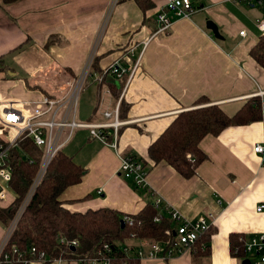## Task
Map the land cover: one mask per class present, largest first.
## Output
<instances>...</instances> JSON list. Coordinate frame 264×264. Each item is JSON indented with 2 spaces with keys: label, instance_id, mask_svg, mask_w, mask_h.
Wrapping results in <instances>:
<instances>
[{
  "label": "crops",
  "instance_id": "0c3cea01",
  "mask_svg": "<svg viewBox=\"0 0 264 264\" xmlns=\"http://www.w3.org/2000/svg\"><path fill=\"white\" fill-rule=\"evenodd\" d=\"M191 1L201 11L157 33L156 16L166 0H144V7L120 0L107 23L112 0H0V99L19 101L30 111L45 96L59 97L91 58L78 119L105 122L106 113L119 108L120 115L123 107L118 151L88 130L76 132L64 148L85 171L82 182L61 196L68 208L113 209L127 216L162 200L163 208L188 220L214 214L213 226L193 249L140 264H242L232 254L231 237L245 245L264 236V211H257L264 205V156L255 152L264 146V69L250 56L261 36L255 22L262 11L236 0ZM209 21L223 40L207 29ZM116 63L127 73L120 79L103 76ZM254 98L262 101L263 121L206 137L200 148L207 159L193 178L149 159V147L181 112L216 105L232 117ZM127 156L146 164L147 189L120 175V158Z\"/></svg>",
  "mask_w": 264,
  "mask_h": 264
},
{
  "label": "trees",
  "instance_id": "16d2710c",
  "mask_svg": "<svg viewBox=\"0 0 264 264\" xmlns=\"http://www.w3.org/2000/svg\"><path fill=\"white\" fill-rule=\"evenodd\" d=\"M16 1L18 0H5V3ZM136 1L144 7V0ZM250 56L264 69V35L259 37L250 51ZM122 115L123 107L120 116ZM261 121L263 105L260 98L248 101L232 117L216 105L181 112L149 147V159L155 165L166 163L184 178L191 179L207 159L200 148L206 137H218L229 127ZM63 150L50 163L18 222L9 248L17 246L25 259H33L31 250L36 248L45 254V264H49L55 259L92 258L108 245L112 248V264H140L137 248L144 240L154 243L169 240L174 225L164 214L160 223L155 222L160 212L154 204L137 215H127L132 219V225L126 222L124 227L122 221L126 216L113 209L72 212L67 202L61 200V196L68 188L82 182L85 171ZM41 156V151L30 139H25L19 148L12 151L9 162L13 169L12 189L17 197L9 207H0V225L4 229L13 222L25 200L40 168ZM131 240L139 242V245L129 244ZM62 241H77L79 247L74 250L63 245ZM231 250L234 256L240 259L245 257L244 241L237 235L231 237Z\"/></svg>",
  "mask_w": 264,
  "mask_h": 264
},
{
  "label": "built area",
  "instance_id": "2783aa9c",
  "mask_svg": "<svg viewBox=\"0 0 264 264\" xmlns=\"http://www.w3.org/2000/svg\"><path fill=\"white\" fill-rule=\"evenodd\" d=\"M119 1L112 0L105 23L108 22L111 12ZM236 1L262 11V16L256 20L255 25L259 33L264 35V0ZM199 11L201 9L195 7L191 0H166L165 11L158 13L156 16L158 22L157 33L169 32L177 20L190 19ZM240 36L246 37L247 32L241 31ZM92 63L93 61L90 58L82 71L62 89L59 97L45 96L30 111L24 110V104L19 101L5 102L0 99V127L9 131V134L0 135V205L2 207H9L17 197L12 189L13 169L9 162L12 151L19 148L22 141L30 139L42 153L40 168L28 194L13 222L4 233L5 237L0 244V264H45L47 262L45 254L40 253L36 248L31 250V255L34 258L25 259L23 258L24 254L17 246L10 248L8 246L21 216L41 184L50 163L72 141L76 132L88 130L93 139L115 151L119 149L118 142L121 130L125 125L120 121L119 108L114 113H106L105 118L107 120L97 124L82 122L77 116L80 97L91 76ZM139 64L138 59L130 72L131 77L136 73ZM125 73L127 71L116 63L110 66L103 76H116L120 79ZM255 152L264 156V146L257 145ZM188 158L190 159L191 155ZM120 159V175L124 179L132 181L138 188L147 189L148 169L144 162L132 156L121 157ZM102 192V190L99 191V193ZM154 207L160 212L155 218L156 223L161 222L163 219L162 213L166 211L174 226L168 241L154 243L150 240H144L140 244L137 248V257L140 261L146 259L167 261L186 250L193 249L200 238L210 231L215 222L214 214L199 216L194 221L185 219L177 211L163 208L162 200H157ZM257 211L263 212L264 205L260 206ZM124 222H129L132 225L130 217H124ZM62 244L74 250L79 247L77 241H62ZM111 249L110 246L106 245L92 258L55 259L49 263L112 264ZM263 252L264 236L253 237L245 244V257L242 258V261L248 259L252 264H264Z\"/></svg>",
  "mask_w": 264,
  "mask_h": 264
},
{
  "label": "water",
  "instance_id": "95a60500",
  "mask_svg": "<svg viewBox=\"0 0 264 264\" xmlns=\"http://www.w3.org/2000/svg\"><path fill=\"white\" fill-rule=\"evenodd\" d=\"M207 29L213 33V35L216 39L223 40V37H222L220 30H219V27L217 26L216 23H214L213 21H209L207 23ZM124 226H125V222L122 221V227H124ZM242 264H252V262L250 260L246 259V260L242 261Z\"/></svg>",
  "mask_w": 264,
  "mask_h": 264
},
{
  "label": "rangeland",
  "instance_id": "374dc122",
  "mask_svg": "<svg viewBox=\"0 0 264 264\" xmlns=\"http://www.w3.org/2000/svg\"><path fill=\"white\" fill-rule=\"evenodd\" d=\"M3 134L4 135L9 134V131L8 130H5V129H3V128L0 127V135H3ZM0 207H2V206L0 205ZM0 228H1V226H0ZM6 231L7 230H5V233H6ZM4 237H5V234H3V227H2V229H0V239H1L0 240V244L3 241Z\"/></svg>",
  "mask_w": 264,
  "mask_h": 264
}]
</instances>
